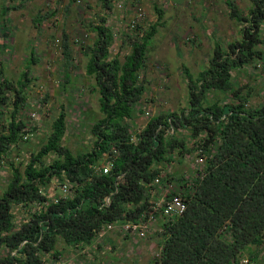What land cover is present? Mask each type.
<instances>
[{"label": "trees", "instance_id": "16d2710c", "mask_svg": "<svg viewBox=\"0 0 264 264\" xmlns=\"http://www.w3.org/2000/svg\"><path fill=\"white\" fill-rule=\"evenodd\" d=\"M250 1L246 15H234L239 40L227 49L215 45L196 76L182 67L187 107L159 110L141 125L135 119L144 109L147 80L140 71L156 26L148 32L137 26L143 34L127 37L129 52L122 61L110 56L111 32L93 29L94 44H80L101 114L90 128L92 146L74 152L63 144L66 115L60 112L36 152L19 164L7 162L10 179L0 196V264H44L42 255L57 259L61 248L72 253L91 246L107 225L145 221L152 190L161 192L172 180L180 192L170 194L181 195L186 210L171 218L161 211L155 215L154 223L161 224L153 264H242L244 256L258 264L264 256V102L248 105L253 90L233 81L243 67L264 62V0ZM61 48L67 56L64 40ZM34 80L25 73L15 84L0 81V112L11 107L0 124V166L34 131L24 115ZM7 92L14 94L12 101ZM220 94L227 100L220 101ZM192 153L204 160L194 165L189 180L164 174L176 157ZM106 160L112 163L108 173L96 171ZM65 182L67 197H46L55 183ZM40 203L44 208L38 211ZM17 206L28 209V220L18 226Z\"/></svg>", "mask_w": 264, "mask_h": 264}, {"label": "crops", "instance_id": "0c3cea01", "mask_svg": "<svg viewBox=\"0 0 264 264\" xmlns=\"http://www.w3.org/2000/svg\"><path fill=\"white\" fill-rule=\"evenodd\" d=\"M114 1L110 0L109 3L108 0H81L82 9H80L72 0H0V79H7L13 83L12 79L15 77V83H17L24 78L25 73H29V79L37 77L44 83L49 82V85L56 79L58 86V78H62V85L64 86V80H66L68 85L71 84L74 87L70 90L78 96H82L85 92L89 96H95V92L92 91L91 78L86 75L87 59L80 48L81 42L77 40L85 37L84 44L88 43L92 46L96 41V34L93 32L96 27L106 28L111 32L113 43L109 50L110 56H118L121 61L129 51L122 56L118 51L112 54V48L114 46L130 47L127 37L132 39L135 35L141 37L143 30L148 32L153 26H156V31L149 41L153 44L148 45V48L157 45V41H160L161 37L158 34L160 28H168L171 25L175 27L174 29L182 28L181 23L193 35L189 38L194 41L188 39L189 34L187 33L185 43H183L184 45L189 44L191 47H202L207 45L205 41H211L208 45L214 48L215 45L225 44V40L233 39L235 34L237 39L240 38L239 25L236 29L224 25L225 13L233 17L240 13L233 0H166L167 7H170L169 16L158 6V3L162 4L164 0H140V7H143L145 13V19L142 22L143 30L140 29L139 33H133L132 36L125 32L126 23L132 17V12L118 11L114 7ZM121 2L127 7L132 5V0H121ZM188 6L193 7L188 8ZM184 10L185 16L182 17ZM159 11L162 12L159 13ZM234 20L235 17L232 18V21ZM231 30L235 33H233L234 37L231 35ZM77 33H81L79 34L81 36L77 37ZM63 40L68 47L67 56L60 52ZM175 40L174 38L172 41ZM172 44L174 47L177 46L176 42ZM6 46H10L7 53L4 52ZM19 56L21 57L17 59ZM38 69H40L39 74L37 73ZM140 76L147 80L148 85L150 78L146 63L140 71ZM80 80H82V84ZM76 82H78L77 85H81L75 86ZM30 92L32 93L31 89L27 95ZM66 92V86L64 88L48 86L47 95L52 103L53 99L58 100L59 98L58 101H60ZM147 92L148 89L144 95ZM145 99L142 101L144 102ZM146 101L147 103L142 102L141 106L146 110L152 109V99L147 98ZM67 102L71 103V101ZM83 110L88 113L91 111L90 101L83 105ZM99 115L100 118V112ZM136 123L141 125L142 121L141 123L136 121ZM158 223L157 230H159L161 222ZM110 235L111 239L106 236L104 240H101L103 241L101 244L94 241L91 246L85 247L75 254L70 253V255L81 256L85 253L94 260V255H99L98 249L104 250L103 254L107 256L112 255L117 252L113 248V246L116 248L115 242L118 243L122 239H113L112 234ZM122 238L126 240V237ZM104 243L107 244L102 247L101 245ZM69 261L70 259H66V262L62 264Z\"/></svg>", "mask_w": 264, "mask_h": 264}, {"label": "rangeland", "instance_id": "374dc122", "mask_svg": "<svg viewBox=\"0 0 264 264\" xmlns=\"http://www.w3.org/2000/svg\"><path fill=\"white\" fill-rule=\"evenodd\" d=\"M165 1L166 0H164L162 4L158 3L157 1L156 2L159 4L158 6L160 7V9H163L164 12H167L166 15L169 16L170 7H167L168 4ZM233 3L243 15H246L248 13L249 8L251 6L250 0H233ZM77 5L78 8L82 9L81 4ZM191 7L188 6V8ZM141 8L143 9V7ZM183 16H185V10L183 11L182 17ZM224 16V25L226 27H233L236 29L238 24L235 20L232 21V18L234 17L229 15L228 13H225ZM181 25L182 28L178 27L177 29H174L175 27L172 25L168 28H160L158 32L161 37L160 41H157V45H153L148 49L146 65L150 79L147 85L148 92L146 93V95L143 96L142 100L144 98H151L152 109L146 110L144 108L142 109V115L137 114V117L139 118L137 120L136 117L135 121L140 123L142 121L141 124L145 123L147 117L158 113L159 110L179 112L185 109L187 107V79L182 73V67L185 66L186 68H188L189 72L193 76H196L198 72L204 67H206L208 64V58H210V55L213 51L212 46L208 45L211 43V41H205L207 45H204L202 47H191L189 44L184 45L183 43H185L187 33L189 34L188 39L192 41H194V39L189 38L190 36H193L191 31L186 29L182 23ZM125 32L129 36L133 35L130 34L131 31L127 29L125 30ZM231 32V35H233L232 37H234L235 33L232 30ZM79 34L81 33H77L76 36L80 37L81 35ZM261 37L264 38V22L261 26ZM83 38L79 39L81 43H84V41L86 40L85 37ZM174 38L176 40L173 42L172 40H174ZM235 39H237L236 34L233 39L230 38L228 39V41L225 40V44H223L221 48L227 49V45L231 42H234ZM175 42L177 46L174 47V44L172 43ZM152 44L153 43L150 42L149 46H151ZM9 48L10 46H6L4 52L7 53V50ZM112 50V54H115L118 51L123 56L129 51V47L114 46ZM262 51L264 52V47H262ZM38 54L40 55V52ZM20 57L21 56H19L17 59H19ZM263 67L264 62L256 61L253 65L251 64L249 66H245L241 69V71L238 70L234 73V75H236L240 71L239 74H237L233 80L234 86H249L248 88H251V90H253V97H251V100L248 104L250 106H254L258 103L264 102ZM37 73H40V69L37 70ZM12 80L15 84V77ZM58 80V86L56 79H54V82L49 85V82L44 83L42 80L36 77L33 82V85L31 84L32 93L30 92L27 96L26 102L28 106L25 108L24 115L26 122H28L30 127L34 128V131L33 133H30L29 137L26 140L22 139V141H20L16 147L12 148L10 157L5 160V162H3V164L0 166V196L6 189L7 183L10 179V170L9 165H7V162L9 163V161H12L15 163V165L19 164L20 162L26 161L31 155V153L36 152L41 142L44 140L45 135L49 133L54 118L60 112H64L66 115L67 130L63 144L74 152L87 151L92 146L93 139L90 134V128L94 121H96L100 116L96 95L89 96V94L85 92L82 96H78V94L70 90L74 88L73 85H68L66 80H64L63 86V79L58 78ZM80 81L82 84V80ZM77 84L78 82L75 83V86ZM48 86H52L54 88H64L66 86V95L63 94L60 101H58L59 98L58 100L53 99V102L51 103L47 95ZM6 95L9 97L10 101L14 99L13 93L7 92ZM218 96L220 98V101L227 100L221 94ZM87 98L89 99L91 104V111L89 112L90 114L83 110V105L89 102L87 101ZM67 101H71V103H73L71 104ZM6 108L8 111L11 110L10 106ZM7 110L0 112V124L6 123L5 119H7L9 116ZM32 114H34L35 116L32 117ZM0 128L2 127L0 126ZM195 159V153L185 155L182 158L176 157L175 160L168 166V168L164 170V174H175V178L177 179H180L178 177L182 176L183 179L189 180L191 172L195 168ZM172 181V183H167L166 186L161 188V192H156L152 190V194H159V198L151 199L152 203L159 200L163 194L170 193L171 191H176L177 193L180 192V187L177 184L178 182H176V180ZM54 185L57 186L56 183ZM35 208L36 210L40 211V207L38 205ZM13 211L15 215V224L17 226L20 222L24 223L28 220V209L26 207L17 206L13 208ZM157 227H159V223L156 222L154 225L151 226V229L148 230L144 239H136L134 237L129 238L125 232L118 231L119 229L104 230L100 235L95 238L94 241H97V244H101V242H103L101 240H104L106 236L110 237V234H112V237H114L113 239L122 240L118 241V243L115 242L116 248L113 246V248L117 252L114 251L115 253H113L112 255L109 254L107 256L106 254H103L104 250L101 251L98 249L99 255H94V260H92V258H90L85 253L81 254V256L70 255L71 252L67 250H62V248L59 250V255L57 259L47 257L46 255H42V258L44 260V264H62L66 262V259H70V261L66 264H153L154 257L157 256L159 250V237L156 233ZM122 237H126V240H124ZM105 244L107 243H104L101 246L104 247ZM0 251L3 253L4 249H0ZM72 253L75 254V252ZM242 264H252V262L250 263L249 259L244 256ZM258 264H264V256L262 257V259H259Z\"/></svg>", "mask_w": 264, "mask_h": 264}, {"label": "built area", "instance_id": "2783aa9c", "mask_svg": "<svg viewBox=\"0 0 264 264\" xmlns=\"http://www.w3.org/2000/svg\"><path fill=\"white\" fill-rule=\"evenodd\" d=\"M75 4H81L80 0H72ZM140 0H132V5L127 7L121 0H115L114 1V7L118 9V11H127L132 12V17H130V20L126 23V29L131 31L130 34H136L137 33V26H142V22L145 19V13L143 9L140 7ZM61 48V47H60ZM61 54L62 48L60 50ZM35 115L32 114V117ZM29 137V135H26L23 137L24 140H26ZM135 138L132 136V141H134ZM113 154H116V151L113 150ZM195 163L194 165L201 166L203 164V156L198 155L195 156ZM112 163L110 161H104L101 165L96 166V171H101L103 174H107L108 171L111 169ZM57 186L53 190V192L46 195L48 199H54L55 195H59L61 197H67L70 193L69 184L68 182H65L63 184L56 183ZM154 184H159V180L156 179L154 181ZM155 198H159V194H153ZM157 196V197H156ZM55 201V200H54ZM56 202V201H55ZM40 207V210L44 208V203L38 204ZM186 210L185 202L182 200L181 195H171L170 193L163 194L162 197H160L159 200L155 201L151 205V211L148 213V218L145 221H138V222H128L121 225L116 224H110L107 225L105 228L102 229V231L98 234L100 235L104 230H118L121 232H125L126 235H128L129 238H140L144 239L146 237V234L149 229H151L152 223L155 222V215L158 211H161L163 214V217L171 218L174 216L181 215ZM130 235V236H129ZM15 253L13 254V256Z\"/></svg>", "mask_w": 264, "mask_h": 264}]
</instances>
